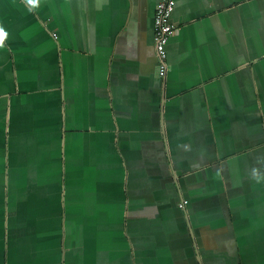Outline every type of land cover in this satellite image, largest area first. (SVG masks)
I'll return each instance as SVG.
<instances>
[{"label":"crops","instance_id":"0c3cea01","mask_svg":"<svg viewBox=\"0 0 264 264\" xmlns=\"http://www.w3.org/2000/svg\"><path fill=\"white\" fill-rule=\"evenodd\" d=\"M158 2L0 0V264H264V0H175L164 77Z\"/></svg>","mask_w":264,"mask_h":264},{"label":"built area","instance_id":"2783aa9c","mask_svg":"<svg viewBox=\"0 0 264 264\" xmlns=\"http://www.w3.org/2000/svg\"><path fill=\"white\" fill-rule=\"evenodd\" d=\"M175 0H159L153 16V42L158 62V75L164 77L166 73V43L173 34L175 26L170 17L174 9Z\"/></svg>","mask_w":264,"mask_h":264},{"label":"rangeland","instance_id":"374dc122","mask_svg":"<svg viewBox=\"0 0 264 264\" xmlns=\"http://www.w3.org/2000/svg\"><path fill=\"white\" fill-rule=\"evenodd\" d=\"M87 216H84V218H86ZM85 221L87 222V221H89L88 219H85Z\"/></svg>","mask_w":264,"mask_h":264}]
</instances>
